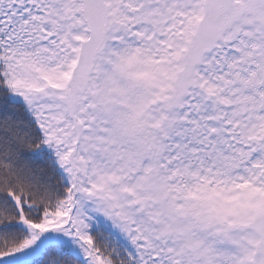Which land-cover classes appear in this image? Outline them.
Wrapping results in <instances>:
<instances>
[{
	"label": "snow or ice",
	"instance_id": "obj_1",
	"mask_svg": "<svg viewBox=\"0 0 264 264\" xmlns=\"http://www.w3.org/2000/svg\"><path fill=\"white\" fill-rule=\"evenodd\" d=\"M0 264H264V0H0Z\"/></svg>",
	"mask_w": 264,
	"mask_h": 264
}]
</instances>
